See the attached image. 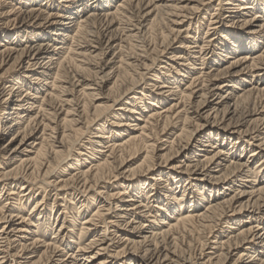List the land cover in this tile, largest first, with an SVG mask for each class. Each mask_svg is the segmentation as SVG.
Masks as SVG:
<instances>
[{"label":"bare ground","instance_id":"bare-ground-1","mask_svg":"<svg viewBox=\"0 0 264 264\" xmlns=\"http://www.w3.org/2000/svg\"><path fill=\"white\" fill-rule=\"evenodd\" d=\"M46 1L43 6L52 0ZM113 1L94 0L88 5L85 0H64L62 3L68 4L63 9L65 17L59 14L63 12L40 16L36 13L38 8L25 7L40 0H19L20 9L25 7L28 11L19 12L14 22L26 26L43 17L42 24L51 31L48 36L24 31L25 46L19 51L16 47L20 41L13 44L9 37L0 34V69L11 62V67L0 75V142L6 132L14 130L0 149V185L4 186L1 190L10 185L0 202V264H264V169L258 175L242 158L246 143L252 147L249 159L261 158L254 170L264 166V86H257L264 84V56L251 54L264 35V0H227L231 6L227 13L234 11L232 14L237 12L243 18L241 32L227 30L233 25L218 23L223 31L219 32L222 39L218 43L222 54L210 70L205 71L210 53L207 45L182 42L179 53L168 60L181 63L188 71L182 74L170 67L180 79L169 78V70L163 67L164 76L156 74L152 81L150 88L156 94L152 93L149 102L145 104V93H151V89H144L134 96L129 107L125 105L118 109L119 114H113L111 120L120 121L106 128L99 122L146 79L156 60L150 55L157 51L156 46L150 50L142 41L141 53L123 56L126 39L142 37L152 28L154 11L167 16L171 39L169 34L164 37V49L173 47L175 40L181 38L183 27H190V22L183 25L189 15L175 0H118L112 10L109 7ZM197 1L192 12L203 4ZM255 10L259 12L254 14ZM10 14L13 13L6 16ZM249 14L252 18L247 19ZM150 15L154 18L149 23ZM135 17L137 20L131 25ZM59 18L71 20L72 27ZM190 32L185 31L187 35ZM52 37L60 41L52 51L48 43L33 46L31 41L49 42ZM194 48L198 49L197 56L189 57ZM111 51L112 57L101 62L99 57ZM227 56L232 57L223 67L220 63ZM193 59L199 60L201 67L196 69L197 61ZM55 66L57 73L51 74ZM83 67H89L86 73L92 75V83L86 82L88 75H81L88 71ZM26 72L31 73L25 77L29 83L17 75ZM247 76L256 83L248 84L244 80ZM110 78L114 81L103 92ZM230 89L240 95L233 96ZM111 94H115L112 105H101L102 100L109 103ZM171 97L177 98L166 104ZM142 103L144 108H151L147 116L138 106ZM134 115L137 118L131 121ZM123 116L128 119L121 120ZM83 125L85 131H81ZM112 126L118 129H111ZM177 127L175 136L166 138L167 147L159 150L157 144ZM73 128H78L76 141L70 131L66 133ZM47 131L50 148H44ZM87 136L90 137L84 148L89 149L91 162L84 161L88 164L86 170L77 160L74 174L70 165L59 175L66 165L59 150L65 149L66 142L78 145ZM37 141L40 142L36 144ZM29 149L35 150L33 158ZM159 153L162 154L157 156ZM141 154L144 156L139 164L128 168L131 160ZM183 154L184 161L168 167L170 161ZM39 177L44 179L40 180L41 185L63 192V199L77 193L81 195L80 203L95 206L81 222L76 238L71 226L75 222L64 217L49 242L42 240L50 229L53 212L51 209L47 215L42 201L34 202L28 218L20 216L33 200L35 180ZM91 192L96 196V205L91 204ZM12 197H17L16 206ZM86 213L84 210L81 215ZM60 214L65 215V211ZM222 224H226L221 227L225 230L209 243V236ZM206 229L208 237L198 244L199 251L186 256L184 244L190 245L193 235L203 234ZM73 245L75 251L71 249Z\"/></svg>","mask_w":264,"mask_h":264},{"label":"rangeland","instance_id":"rangeland-1","mask_svg":"<svg viewBox=\"0 0 264 264\" xmlns=\"http://www.w3.org/2000/svg\"><path fill=\"white\" fill-rule=\"evenodd\" d=\"M64 0H52L51 2H49L46 6H43V4H45V3H47L48 1H46V0H40V2L39 3H31V2H29L28 4H26L25 5V7L26 8H29V7H31V8H33V9H37L38 8V10H39V12H36V13H38V14H40V16H42V15H46L47 13L48 14H51V15H54V14H56L57 12H63V13H59V14H61L62 16H65L64 15V10L63 9H65L64 7L65 6H68V4H66V3H62ZM86 2H87V4L89 5V4H92V2L94 1V0H85ZM102 1H104V0H102ZM118 0H114L113 1V3L111 4V6L109 7V9H112V10H114L115 9V3L117 2ZM252 1V0H251ZM0 2H1V4H2V6L0 7V34H1V36H4V35H6L7 37H9V40H11V42L14 44V43H16L17 41H20L21 43L19 44L20 46L19 47H16V50L17 51H19V50H21L22 48H24V46H25V41H26V36L27 35H23L24 34V31L25 32H34V33H43V34H49V32L51 31V29L50 28H47V26L45 27V25L44 24H42L43 22H42V19H43V17H41L39 20H33L32 22V24H27L26 26H23V25H20V24H17L18 22H14V19L16 18V17H18V14H19V12H21V14H23V13H25V12H27L28 10L24 7V8H21L20 9V7H22V6H20V5H18V3H19V0H16V1H14V0H0ZM177 2H179V4H178V6L179 7H183L184 9H182L183 10V12H184V14L186 15L187 14V19H184V24L183 25H186V24H188V22H190V27L188 28V26L186 27H183V29H181V38H177L176 40H175V42L173 43V47H169V48H166V49H164V37H166L168 34V39H169V41H170V37H171V35H170V28H169V25H168V21L165 19L167 16L165 15V14H163L161 11L159 12V13H157V12H155L154 11V13H152V15H156V17H155V22H154V25L152 26V28H150L148 31H146L143 35H142V37H141V35L139 36V35H134V37H131V38H127L126 39V41L123 43V48H122V55L123 56H126V55H134L135 54V52H136V54H139V53H141V47H139L140 46V41H142V42H144V43H146L147 45H149V48H150V50H152V47H154V46H156V50L157 51H154L152 54H150L151 56H152V58L153 57H155L156 58V60H155V62L153 63V65H152V67H153V71L152 72H150L149 73V75H146V79L145 80H143V81H137V82H139L140 84H138L137 85V87L135 88V89H133L134 90V92H132V91H130V92H128V95H127V98H125L124 100H122V102L120 103V104H117V105H114L113 106V108H112V110L99 122V124L98 125H105V127L106 128H110V126L112 125V123L113 122H119L120 121V119L118 118L117 120L116 119H112L111 120V118H113V114H119L120 112H118V109H120V108H125V105H131V104H129V103H131L132 101H133V99H134V96L135 97H137V96H139V94L145 89V91H147L148 89H151L150 87H151V84H153L152 83V81H155V75L156 74H160V73H163V75H160V77L161 76H164V73L166 72V70H161L163 67L165 68V69H167V70H169V73H168V75L170 76L169 78H173V77H176V78H179L180 79V77H178L179 76V73H182L183 74V72H184V70H186V71H188L187 69V67L186 66H181L180 64L181 63H175L174 64V62H170L168 59L169 58H171L174 54H178L179 53V51H180V49L178 48V47H180V45H181V43L182 42H194V41H197L198 42V44L197 45H203V44H205V45H207V49H208V52H210L209 53V55L206 57V61H205V63H206V65L205 66H207V70H205V71H209L210 69V67H211V65L213 64V61H217L218 59V56H220L222 53H221V50H219L220 49V45L218 44V43H220V41H221V39L219 38V37H221L222 36V34L221 33H219L220 31H222L221 30V28L219 27L220 26V24H218L219 22H221V23H227L228 25H233V27H230V26H228V27H226L227 28V30H230V31H232V32H241L240 31V29H239V25H241V23H242V21H243V18L242 17H240V16H238L237 15V12L236 13H234V14H232V12H234V11H231V13H227V11H228V9H229V7H231L230 5H228L229 4V2L227 1V0H200L199 1V3L201 2V3H203L202 4V6L201 7H199V9L198 10H195V12H192L191 11V9H194L193 7H195L196 6V4L198 3V1L197 0H175V2L174 3H177ZM205 2V3H204ZM39 4V5H38ZM51 4V5H50ZM59 4H61V8L60 7H58V5ZM98 4V3H97ZM41 5V6H40ZM11 7H13V8H11ZM75 8V7H74ZM61 9V10H60ZM21 10V11H20ZM89 10V9H88ZM88 10H86L85 12H83V13H81L80 15H79V17H81V16H83L84 14H86L87 13V11ZM185 10V11H184ZM8 12H11V13H13V14H10V15H8V16H6V13H8ZM100 12V11H99ZM188 12V13H187ZM191 12V13H190ZM259 12V10H255L253 13L255 14V13H258ZM253 14V15H254ZM152 15H150V17H148L147 18V22H151L152 21V19L154 18V16H152ZM249 17H246L247 19H249V18H252V16L250 17V14L248 15ZM66 17V16H65ZM76 17V16H75ZM153 17V18H152ZM74 18V17H73ZM18 19L19 18H17V21H18ZM57 20H61L60 22H63V23H65L69 28L70 27H72L71 25H72V22H71V20H65L64 18H59V19H57ZM65 20V21H64ZM136 20H137V18L135 17V18H133L132 20H131V22H130V24L131 25H133V24H135V22H136ZM190 20V21H189ZM157 21V22H156ZM164 21V22H163ZM209 21H211V24H210V26H208V23H209ZM161 22V23H160ZM39 23H41L42 24V26L41 27H39ZM149 23H147V24H149ZM165 25V26H164ZM191 25H192V27H191ZM45 28H44V27ZM161 26V27H160ZM207 27H209V30L207 31L206 29H207ZM131 28V27H130ZM159 30H158V29ZM161 28H162V30H161ZM167 28V29H166ZM229 28V29H228ZM164 30V31H163ZM154 31V32H153ZM160 31V32H159ZM166 31V32H165ZM185 31H191L190 32V34L189 35H187L186 33H185ZM197 31H198V33H197ZM16 32H18V35L17 36H15L14 34L16 33ZM223 32V31H222ZM48 34H47V36H48ZM146 34V35H145ZM193 34V35H192ZM186 35V36H185ZM0 36V37H1ZM139 36V37H138ZM160 37V38H159ZM186 37H195V39H192V38H186ZM53 38H55V37H52V38H50L51 40L48 42H40V41H42L41 39H39V42H37L38 40H35V39H33V40H31L32 42H33V46H36L37 44H46V43H48V48L52 51L54 48H56V45H58L59 43H60V41L58 40V38L57 39H53ZM139 38H140V40H139ZM153 38V39H152ZM156 38V39H155ZM129 39V40H128ZM162 39V41H160ZM181 39V40H180ZM261 39V41L259 42L260 44H259V47L257 48V50L256 51H253V53L251 52V54H254L252 57H255V56H257L258 54H263V56H264V35H263V37L262 38H260ZM44 41H45V39H43ZM155 40H156V42H157V45H156V42H155ZM179 40V41H178ZM3 41V39L2 38H0V44H1V42ZM37 43H36V42ZM135 41H137V42H135ZM203 41H207V43H205V42H203ZM211 41V42H210ZM218 41V42H217ZM3 43V42H2ZM68 43V42H67ZM138 43V44H137ZM143 43V45H146V44H144ZM159 43V44H158ZM136 44V45H135ZM93 46H94V44H92ZM126 45V46H125ZM162 46V47H160V46ZM194 45V44H193ZM125 46V47H124ZM137 46V47H136ZM128 47V48H127ZM135 47H136V49H135ZM15 48V47H14ZM126 48V49H125ZM132 48V49H131ZM163 48V49H162ZM138 49V50H137ZM126 51V52H125ZM191 52H189L190 54V56L189 57H193V55L195 54V53H197L198 52V49L196 50L195 48L193 49V50H190ZM133 52V53H132ZM178 52V53H177ZM125 53H128V54H125ZM242 53V52H241ZM112 54H113V51H111V52H109V53H107L105 56H101V57H99V59H101V62L102 61H104V60H109L111 57H112ZM116 54H117V52H116ZM154 55V56H153ZM196 55V54H195ZM91 56H94V54L93 55H91ZM197 56V55H196ZM232 56H227V58L225 59H223V62H221L220 63V65L221 66H223V67H225V66H227V62H229V58H231ZM103 58V59H102ZM193 60H195V61H197L196 63H195V68L196 69H198V67H201L200 66V62H199V60H196V59H193ZM95 61L96 62H98V60H96L95 59ZM183 62V61H182ZM184 63V62H183ZM147 64H149V62L147 63ZM173 64V65H172ZM168 65V66H167ZM162 66V67H161ZM11 67V62H9L7 65H5V66H2L1 67V69H0V75L2 74V73H4V72H6L9 68ZM170 67H172V68H177L176 70H178L179 71V73H177L174 69H171ZM88 69V71L86 70L85 72H81V75L83 76V77H85V76H87V80H89V81H86V82H88V83H92V81H93V77H92V75H89V74H87L86 72H89V67H83V69ZM204 68V67H203ZM212 68H214V67H212ZM216 68V67H215ZM54 70L53 71H51V74H53V73H55L57 70H56V66L53 68ZM14 71H19V69L17 70V69H15ZM53 72V73H52ZM113 71H111V73H112ZM204 72V71H203ZM17 73H19V72H17ZM20 73H22V72H20ZM57 73V72H56ZM60 73V71H59V69H58V74ZM143 73H144V71H143ZM18 76H21V78H25L26 76H28V75H31V73H27L26 72V74H17ZM135 76V78L137 77V75L135 74L134 75ZM112 77V76H111ZM51 79H52V76L49 78V81L51 82ZM25 81L27 80L26 78L24 79ZM246 82H249L248 84H252V83H256V81L254 82L253 80H251V77L250 76H247V78H245L244 79ZM113 81H114V78H110V80H109V82L105 85V87L103 88V92L105 91L106 92V89L107 88H110L111 86H109L111 83H113ZM145 81V82H144ZM151 81V82H150ZM160 81V80H159ZM26 82H28V80L26 81ZM29 83V82H28ZM186 83V81H184L182 84H185ZM248 84H243V86H246V85H248ZM29 85H32V84H29ZM38 85H40V84H38ZM112 85V84H111ZM128 85V84H127ZM109 86V87H108ZM240 86H242V85H237V87L238 88H243V87H240ZM258 87L260 86L261 88L264 86V84L261 86V84H258L257 85ZM39 87V86H38ZM129 87V86H128ZM182 88H184V86H181V89ZM147 89V90H146ZM155 89H151V93H145L146 94V99H145V104H147V102H149L148 101V98H150V96L152 95V93L153 94H156V91H154ZM40 92V91H39ZM43 91L41 90V93H42ZM229 93H231L233 96L235 95H240V93L238 94L237 93V91L236 90H232V89H230L229 91H228ZM135 93V94H134ZM113 96H115V94H113ZM112 96V94L111 95H109V103H105V102H108L107 100H102L103 101V103H101V105H112V103L110 102L111 100H113V97ZM177 97H171L169 100H168V102H166V104L167 103H169V102H174V99H176ZM173 100V101H172ZM213 100H214V98H213ZM111 103V104H110ZM123 103V104H122ZM125 103H127V104H125ZM229 104H232V101L229 103ZM124 105V106H123ZM141 105H144V103H142V104H140V105H138V106H140L139 108H141L143 111H145L144 113H145V116H147L148 115V112L151 110V108L150 109H147V108H144V106H141ZM116 106V107H115ZM129 107V106H128ZM160 108H162V105L161 106H159V109ZM147 110H149V111H147ZM158 111H160V110H158ZM111 115V116H110ZM130 116V115H129ZM135 117H133L132 118V120L131 121H133V119L134 118H137V116L136 115H134ZM60 117H63V115H61ZM62 119V118H61ZM109 119V120H108ZM126 120V119H128L127 118V116H123V118H121V120ZM59 120H60V118H59ZM102 122V123H101ZM84 127H83V130H81V131H85V125H83ZM180 126V125H179ZM89 127V126H88ZM93 128H95V127H93ZM190 129H193L194 127H189ZM76 129H78V128H73V129H71V130H67L66 131V133L67 134H69V131H70V136L71 137H73V139H75V141L77 140V138H78V136L77 137H74V134H75V131H76ZM89 129V128H88ZM111 129H118V128H115V127H111ZM125 129H127V128H125ZM178 129H179V127H177V131H176V129H171L169 132H168V134L165 136V138H163V139H161V142H159L158 144H157V147H158V149L159 150H161V149H165L166 147H167V143H165V142H167L168 140H170L169 138H173L174 136H175V134L178 132ZM73 130V131H72ZM128 130V129H127ZM173 130V131H172ZM14 131V130H13ZM13 131H9V132H6V134L4 135V137H3V139L1 140V142H0V149L4 146V144H6L8 141H9V139H10V137H11V134L13 133ZM132 131V130H131ZM93 133L95 132V131H92ZM91 132V133H92ZM128 132H130V129L128 130ZM65 133V134H66ZM123 133H125V131L123 132ZM71 134H73V135H71ZM48 135H49V132L47 131L46 132V135H45V140H44V145H46V146H44V148H50V143H51V139H49L48 138ZM40 135L39 134H37L36 135V137L38 138ZM54 135H52V137H53ZM35 137V138H36ZM90 136H87L86 137V139L85 140H83L80 144H78V145H74V146H72V145H70V141H68V144H67V142L64 144V148L65 149H61V150H59L62 154V157H64L66 160H64L63 162H64V164H66V165H63V167L64 168H62V170L59 172V175H63V171L64 170H66V168H68V166H70V165H72L71 166V169H70V171L74 174L75 173V170H74V168L76 169V166H74V165H76L75 163H76V161L77 160H79L80 162H78V163H81V164H84L83 166H81V168H84V170H86V168H87V166H88V164H85V162L84 161H89V162H91V160H90V157L88 156V154L87 153H89L90 151H89V149H85L84 147H85V143H86V141H87V139L89 138ZM122 137H125V134L122 136ZM168 140H167V139ZM49 139V140H48ZM197 139H199V138H197ZM71 140V139H70ZM166 140V141H165ZM40 141H37L36 142V144L37 143H39ZM48 146V147H47ZM194 146H196V142L193 144V146H192V148L194 147ZM242 146V145H241ZM243 146H245V152H244V154L242 155V158H243V161H247L248 160V163H249V165H250V168H251V170L252 171H254L255 173H257L258 175H260L261 173H263V167H261V168H258V169H256V170H254L255 169V167H256V164L261 160V158H259V157H253V158H250L249 159V151L250 150H252V147H249L246 143L245 144H243ZM34 147V146H33ZM37 148H38V146H37ZM36 148V149H37ZM191 148V149H192ZM197 148H200V147H197ZM254 148V147H253ZM85 149V150H84ZM63 150V151H62ZM88 150V151H87ZM29 151H30V153H29V155L30 156H32V157H30V158H33V153L35 152V150H30L29 149ZM78 153V154H77ZM188 153H189V151H188ZM80 154H84L85 156H80ZM160 154H162V153H159L157 156H160ZM198 154H203V153H200V152H198ZM187 155V154H186ZM144 155L143 154H141L140 155V157H138V158H134V159H132L131 160V162L128 164V168H133V167H135L137 164H139V162H140V160H142V157H143ZM185 154H183V155H179L178 156V158H176L175 160H173V161H170L169 162V166L168 167H172V166H174V165H177L178 163H179V161H184L185 160ZM52 158V157H51ZM57 160V159H56ZM53 163V165L55 164L56 165V162L55 161H52ZM77 163V164H78ZM158 163H159V160H158ZM68 164V165H67ZM52 165V166H53ZM8 167V166H7ZM54 168H55V166H53ZM1 168H5L4 166H2ZM74 170V171H73ZM124 170H126V169H124ZM168 171V170H167ZM62 172V173H61ZM61 173V174H60ZM39 181H38V180ZM36 180H35V182H37L36 184H35V186H36V188H35V192H34V196H33V200H31L30 202H29V204L27 205V207L25 208V212H23V213H21L20 214V216L21 215H23L24 217H26V218H28L29 216V214H30V209L32 208L31 206L32 205H34V202L35 201H42L43 202V208H45V211H46V213H47V215H50V211H51V209H52V214H51V219H50V221H49V231L46 233V236L42 239V240H44L45 242H49V240L52 238V233H53V231H56V230H58V228H59V226H60V224H61V222H62V220H63V218L65 217V219L66 220H69V219H73V221L75 222H73L74 224H72L71 226H72V231H73V237L77 234V231L79 230V228L81 227V222L83 221V219L87 216H89V214H91V211H93V209H94V207H91L90 206V204H88V206H87V204L86 205H84V203H80V200H82L81 199V195L79 194H74L73 193V197L71 196H68V197H66V199H63V196H64V193L63 192H56V191H54L52 188H49V187H47V186H44V185H41L40 184V180L41 181H44V179L42 180L40 177L39 178H37ZM112 181V180H111ZM39 182V183H38ZM183 185H184V183H182ZM2 187H4V186H2V185H0V202H2L4 199H5V197H6V195H7V193L5 194V192H6V190H8V189H10V185L9 186H6L5 187V190H1L2 189ZM2 191V192H1ZM20 190H19V187H17L16 189H15V192L16 193H18ZM2 193V194H1ZM77 195H78V197H77ZM90 195V198L92 199V200H90V201H92L91 202V204H93V202H94V198L96 197L94 194H92V192L89 194ZM176 195H179V194H176ZM56 196V197H55ZM208 196V195H207ZM12 204L13 205H15L16 206V200H17V197H12ZM43 199V200H42ZM206 199H209L208 197H206ZM54 200V201H53ZM95 204L94 205H96L97 203L96 202H94ZM69 204V205H68ZM188 204L189 203H187L186 204V206H185V208L186 207H188ZM203 206V205H202ZM63 208H65V209H63ZM187 209H189V208H187ZM187 209H185V211L187 210ZM87 211V213L84 215V217L81 215V213H82V211ZM61 211H65V215H61L60 214V212ZM57 219V220H56ZM161 219V218H160ZM65 220V221H66ZM15 221V220H14ZM18 222H20V220H18V221H16L15 223H18ZM1 226H3V223H0V227ZM226 226V224H222V225H218V226H216V228H215V230L213 231V234L212 235H210L209 236V243H211L212 242V240H215V239H217L220 235H221V232L222 231H224L225 229H222L221 227H225ZM82 227H86V226H82ZM10 228H12V227H10ZM221 228V229H220ZM207 230L208 229H206L205 231H204V233L203 234H194L193 235V237H192V243L190 244V245H187L188 244V242H186L185 244H184V246L182 247V250L186 253V256H187V254L189 253V252H191L192 254H193V252L194 253H197L198 251H199V243H200V241H203V238H206V237H208V235H206V234H208L207 233ZM20 236H22V235H20ZM89 237V236H88ZM214 237V238H213ZM75 238H76V236H75ZM213 238V239H212ZM71 240V239H70ZM69 240V241H70ZM74 240V239H73ZM82 240H86V238H83ZM75 242H76V240H75ZM86 241H84V243H85ZM16 245V244H15ZM191 246H194V247H191ZM190 247V248H189ZM260 247V246H259ZM193 248V249H192ZM73 251H75L76 250V246L75 245H73V247L71 248ZM115 251H116V249H114ZM186 250V251H185ZM194 250V251H193ZM193 251V252H192ZM191 253H189V254H191ZM185 255V254H184ZM226 264H232V262H226Z\"/></svg>","mask_w":264,"mask_h":264}]
</instances>
